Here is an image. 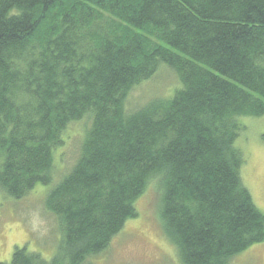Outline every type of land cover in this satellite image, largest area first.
<instances>
[{"label":"trees","instance_id":"1","mask_svg":"<svg viewBox=\"0 0 264 264\" xmlns=\"http://www.w3.org/2000/svg\"><path fill=\"white\" fill-rule=\"evenodd\" d=\"M161 64L180 87L126 111ZM263 114L264 0H0V190L50 184L62 131L91 121L45 198L55 254L17 247L8 264H84L154 178L181 263L230 264L264 242L235 144L242 118Z\"/></svg>","mask_w":264,"mask_h":264},{"label":"rangeland","instance_id":"2","mask_svg":"<svg viewBox=\"0 0 264 264\" xmlns=\"http://www.w3.org/2000/svg\"><path fill=\"white\" fill-rule=\"evenodd\" d=\"M180 87L176 74L165 64L149 79L134 86L125 101L126 111L135 112L148 101L169 97ZM90 118L69 123L53 150L52 181L36 184L14 199L0 190V262L9 263L15 248L25 246L50 259L59 246L61 233L56 217L46 209L45 198L53 184L76 162L90 127ZM244 130L236 146L245 158L241 177L255 206L264 213V114L242 118ZM137 215L128 219L100 253L84 264H182L175 245L164 235L160 217L161 189L154 178L134 202ZM230 264H264V242L234 256Z\"/></svg>","mask_w":264,"mask_h":264}]
</instances>
